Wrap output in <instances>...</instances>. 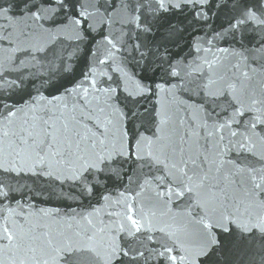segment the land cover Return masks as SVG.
Instances as JSON below:
<instances>
[{"label": "water", "instance_id": "95a60500", "mask_svg": "<svg viewBox=\"0 0 264 264\" xmlns=\"http://www.w3.org/2000/svg\"><path fill=\"white\" fill-rule=\"evenodd\" d=\"M0 264H264V0H0Z\"/></svg>", "mask_w": 264, "mask_h": 264}]
</instances>
